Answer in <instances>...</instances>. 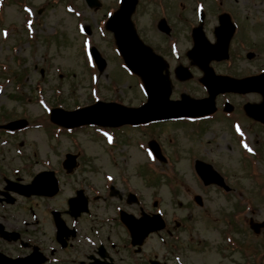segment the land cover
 Wrapping results in <instances>:
<instances>
[{"label":"rangeland","instance_id":"rangeland-1","mask_svg":"<svg viewBox=\"0 0 264 264\" xmlns=\"http://www.w3.org/2000/svg\"><path fill=\"white\" fill-rule=\"evenodd\" d=\"M183 1L187 3V0ZM48 2L49 0H31V18L38 20L37 34L33 39L25 31V23H21L24 17L20 9L19 12L14 6H6L5 12L0 14V84L5 83L6 75L1 71V64H7L5 61H8L15 50L18 52L9 66L8 76H13L15 81L19 76L21 82L18 86L16 82L6 85L5 91L0 94V113H7L13 117L11 119L25 117L33 123L15 136H3L8 138L6 145L0 139L2 168L10 165L23 169L25 167L22 163L28 162L30 167L22 175L29 177L43 168L44 161H51L57 166L65 159L66 153L80 150L79 166L74 175H64L65 182L93 179L101 184L104 182V172L114 173L117 181L122 179L124 173L128 174L146 199L150 200L157 194L156 197L164 201L167 214L180 216L192 224V235H187L186 239V243H191V248L188 247L189 252L185 253L186 256L188 254L186 258L190 263L243 264L246 257L241 250L242 246L254 251L255 257L258 252L264 255V227L256 234L246 226L250 218L256 222H264V126L244 123L248 132L247 147L254 150L261 146V151L257 152L261 157L249 156L238 145L237 141L242 143L243 138L239 137L237 140L231 121L220 114L210 121L183 119L165 122L163 125L153 126L145 133L135 130L118 131L117 139L115 135L109 137V131L97 135L96 127L88 126L72 131L70 136L65 134L66 131L59 132L60 130H57L59 134L56 137L47 136L50 122L43 117L50 106L73 109L90 105L98 98L135 106L144 98L138 86V77L124 67L122 59L112 47L114 36L106 28L108 18L119 7V0H100L101 5L97 8H90L86 0H58L54 5L38 12ZM190 2L192 4V0ZM67 3L70 12L65 9ZM147 7L153 9L150 14L146 13ZM157 9L155 5L144 3L135 16L141 30L147 35L149 44L156 48L161 40L144 19L155 18ZM2 26L9 29V37H2ZM86 26L91 34L86 32ZM151 32L154 33L153 36L150 35ZM85 38L93 41L107 60L105 70L101 74L97 71L99 78L93 80L89 62L84 55L83 47L87 45L84 43L87 42ZM260 52L262 54L259 59L247 62V72H255L259 65L264 66V45H261ZM175 65L174 61L170 62L174 84L172 95L178 96L181 91L189 92L193 97L207 94L198 83L197 78L201 76L198 70L194 79L181 82L174 77ZM41 68H45L44 76H41ZM38 81L42 84L37 85ZM38 118H42L39 123L43 126L40 128L34 124ZM152 139L163 146L166 154L163 153L170 156V161L157 160L159 167L155 169L156 173L148 171L149 175H140V170L155 166L153 161L146 159L147 152L142 148L144 141ZM252 157L255 160L253 165L250 161ZM198 159L212 164L225 176L227 184L234 191L226 195L223 191L220 193L218 187L201 185L195 173ZM157 173L160 174L159 181L154 180ZM124 176L129 179V176ZM174 185L178 187V192L173 191ZM68 187L66 185L67 190ZM195 195L202 196V206L194 200ZM247 197L251 198L250 202L254 206ZM237 202L241 207H246L243 214L247 223L236 233L242 246L234 253L226 252L223 230L227 224L223 216L239 208ZM247 202L249 205H246ZM186 233L187 231L184 236ZM257 258L258 261L262 259L260 255ZM262 262L264 264V259Z\"/></svg>","mask_w":264,"mask_h":264},{"label":"flooded vegetation","instance_id":"flooded-vegetation-1","mask_svg":"<svg viewBox=\"0 0 264 264\" xmlns=\"http://www.w3.org/2000/svg\"><path fill=\"white\" fill-rule=\"evenodd\" d=\"M198 1L204 3L202 10H197ZM155 6L156 17L144 20L161 40L158 48L150 45L168 62L170 75L171 61H190L193 33L201 26L210 42L221 36L227 44V55L211 62L217 73L235 79L261 73L262 65L255 72L246 69L247 62L262 54L264 0H192V4L190 0H159ZM147 10V14L153 11ZM219 26L222 31L217 33ZM141 34L149 44L143 30ZM225 95L231 101L232 114L240 119L246 117L248 96L253 103L261 101L259 93ZM30 179L0 168V264H6L7 259H13V264H181L187 260L185 253L191 243L186 239L192 235L189 220L165 213L164 205L146 199L142 190L130 198L132 191L126 189L128 182L123 178L109 189L106 181L59 180L61 187L51 196H24L21 183ZM63 185H69L68 190ZM79 190L83 197L71 203ZM160 208L162 226L151 220ZM234 218L232 232L236 235L239 227L243 229L240 213ZM224 249L234 253L238 247L226 245ZM28 255L29 261L23 263L22 258Z\"/></svg>","mask_w":264,"mask_h":264},{"label":"water","instance_id":"water-1","mask_svg":"<svg viewBox=\"0 0 264 264\" xmlns=\"http://www.w3.org/2000/svg\"><path fill=\"white\" fill-rule=\"evenodd\" d=\"M91 4L96 5L97 0H89ZM137 0H123L121 9L115 14V16L111 19L108 23V27L114 31L118 46L124 56V59L128 66L142 76L144 81L146 82L147 89L149 91V103L145 107L141 108H126L118 104H107L106 106H112V110L120 112L118 117L120 119H126V122L130 123H137L138 121H148L152 118L156 117H163L161 114H157V112L152 111H164L169 110V108L173 104L169 100L170 95V87L167 81V78L162 75V70L165 67V63L162 61L160 57L155 55L153 51L145 46L141 40L139 39L131 21L130 15L134 9V5ZM200 44L196 43L195 48H199ZM197 51V50H196ZM96 60L100 63L101 59L98 53H95ZM200 61L204 64L206 63L205 60L200 58ZM206 68V65H205ZM184 71V70H183ZM181 77L186 78L189 76L187 73H181ZM208 80L211 77H207ZM207 81V80H205ZM208 83V81H207ZM212 86L215 83H211ZM215 92H212V95L203 100H194L186 98V101L191 102V112L189 110H185V108L181 107H173L175 114H204L211 112V109L208 110V106L214 102V95ZM185 100V99H184ZM182 105V103H180ZM183 106V105H182ZM104 106L95 105L92 108L83 109L77 113H69L70 115H77L75 121H65L66 125H74L78 123H82L84 121H89L91 119H99V117L107 118L103 121V123H109V119H117V117H112L108 113H104L101 111ZM181 108V109H179ZM202 108H206L204 111H199ZM208 108V109H207ZM179 109V110H176ZM107 111V110H106ZM193 112V113H192ZM25 124V122H21ZM19 125V124H18ZM156 148L158 146L154 144ZM157 151V150H156ZM155 151V152H156ZM158 154V152H156ZM199 173L201 174L202 178H204L206 183L215 181L217 183H221L223 180L215 172L211 165L204 164V167L199 169ZM264 225V224H262ZM257 226V225H256Z\"/></svg>","mask_w":264,"mask_h":264}]
</instances>
